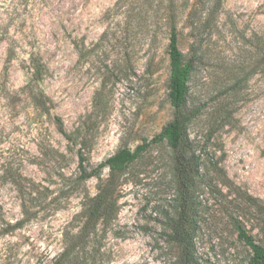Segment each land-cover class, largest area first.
Returning <instances> with one entry per match:
<instances>
[{
  "label": "rangeland",
  "instance_id": "obj_1",
  "mask_svg": "<svg viewBox=\"0 0 264 264\" xmlns=\"http://www.w3.org/2000/svg\"><path fill=\"white\" fill-rule=\"evenodd\" d=\"M171 18L183 165L153 143L79 181V154L90 172L173 118ZM98 196L86 264H249L234 224L264 246V0H0V264H50Z\"/></svg>",
  "mask_w": 264,
  "mask_h": 264
},
{
  "label": "trees",
  "instance_id": "obj_2",
  "mask_svg": "<svg viewBox=\"0 0 264 264\" xmlns=\"http://www.w3.org/2000/svg\"><path fill=\"white\" fill-rule=\"evenodd\" d=\"M170 32L168 36L167 45V55H168V84H167V100L170 107L173 110V118L166 123L159 134H157L151 142L138 145L134 150L127 148H121L116 151L112 156L108 157L104 162L100 163L97 168L88 172L83 166V157L79 154V181H85L92 176H95L102 168H107L110 173H117L124 171L127 166L135 162L149 147L150 144L165 142L167 147L173 154L174 160L178 168L183 165V156L181 150L184 147V132H185V120L181 110L185 104L189 87V79L191 74L192 65L190 62H184L182 53L178 47V35L176 32L175 22L172 18L169 21ZM60 130L61 127H60ZM186 180V177H183ZM194 180L191 179L189 183ZM184 189L187 188L186 184L182 185ZM183 192V191H182ZM185 193V192H183ZM185 204L188 201L186 197H182ZM245 201L252 206L256 201L250 197L246 196ZM105 201L100 199L98 196L96 203L89 205L84 209L83 215L85 217L84 222L73 237L65 238L66 241L61 247V251L58 255L52 259L50 264H86V255H88L87 250V238L89 236L90 229H95L99 218L101 216L100 212L103 208L105 211L109 205H105ZM22 223H17L16 226L20 227ZM171 237L173 240H178L182 242V237L178 231V227L172 225ZM234 228L237 232L238 239L244 243L249 251V264H264V246L255 242L251 236H249L240 226L239 223L234 224ZM188 235V234H187ZM178 238V239H177ZM185 239V237H184ZM185 240H183L184 242ZM191 239L188 236L186 243H183L184 248H191ZM188 249V250H189Z\"/></svg>",
  "mask_w": 264,
  "mask_h": 264
}]
</instances>
